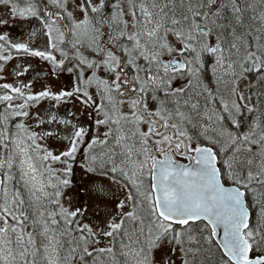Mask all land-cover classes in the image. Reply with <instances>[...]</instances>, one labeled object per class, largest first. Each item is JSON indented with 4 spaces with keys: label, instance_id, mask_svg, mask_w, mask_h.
Wrapping results in <instances>:
<instances>
[{
    "label": "snow or ice",
    "instance_id": "6c2138e0",
    "mask_svg": "<svg viewBox=\"0 0 264 264\" xmlns=\"http://www.w3.org/2000/svg\"><path fill=\"white\" fill-rule=\"evenodd\" d=\"M0 264H264V0H0Z\"/></svg>",
    "mask_w": 264,
    "mask_h": 264
},
{
    "label": "rangeland",
    "instance_id": "374dc122",
    "mask_svg": "<svg viewBox=\"0 0 264 264\" xmlns=\"http://www.w3.org/2000/svg\"><path fill=\"white\" fill-rule=\"evenodd\" d=\"M19 30V29H18Z\"/></svg>",
    "mask_w": 264,
    "mask_h": 264
}]
</instances>
